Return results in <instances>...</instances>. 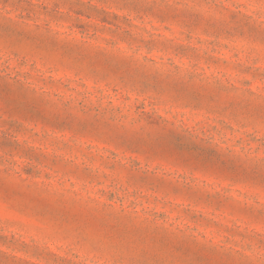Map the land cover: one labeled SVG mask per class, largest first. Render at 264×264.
<instances>
[{
  "label": "clouds",
  "instance_id": "1",
  "mask_svg": "<svg viewBox=\"0 0 264 264\" xmlns=\"http://www.w3.org/2000/svg\"><path fill=\"white\" fill-rule=\"evenodd\" d=\"M264 264V0H0V264Z\"/></svg>",
  "mask_w": 264,
  "mask_h": 264
},
{
  "label": "rangeland",
  "instance_id": "2",
  "mask_svg": "<svg viewBox=\"0 0 264 264\" xmlns=\"http://www.w3.org/2000/svg\"><path fill=\"white\" fill-rule=\"evenodd\" d=\"M39 257H34L33 260L30 262V264H36V260L38 259Z\"/></svg>",
  "mask_w": 264,
  "mask_h": 264
}]
</instances>
